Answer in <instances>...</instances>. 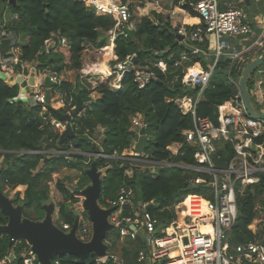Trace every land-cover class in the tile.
<instances>
[{
	"label": "trees",
	"instance_id": "obj_1",
	"mask_svg": "<svg viewBox=\"0 0 264 264\" xmlns=\"http://www.w3.org/2000/svg\"><path fill=\"white\" fill-rule=\"evenodd\" d=\"M126 1L121 0L122 3ZM195 1L177 0L175 5H179L192 17H198L190 7ZM97 3L104 6L109 4L107 0H97ZM2 4L8 5L18 16L10 28L11 31L28 38L18 50L21 62L36 63L38 68L48 67L57 74L62 72L76 74L81 67L84 46L101 48L109 45L107 31L113 27L115 18L111 15H96L92 9L85 7L83 1L18 0L13 5L10 0H0V5ZM135 21V32H130L126 38L123 36L116 38L114 53L119 61L131 56L133 67L148 66L156 72L157 79L142 89L137 88L131 74H125L120 82L115 75L94 76L93 89L87 82L79 81L76 75L74 83L65 80L52 89L60 96L64 107L57 110L49 107L41 114V106L30 102L19 101L10 105L8 100L19 92L18 85L9 86L0 79V164L12 161L6 166L0 165V189L5 186L12 192L16 187H25L22 198L20 193L16 192L14 204H22L28 209L33 206L41 209L48 200L49 183L53 174L63 168L86 169L92 161L96 162L97 168L102 167V160L87 159L80 155L67 159L46 154H15L50 149L63 150L68 142L61 147L57 146L59 133L50 125V119H58L59 113L70 112L78 98L82 104L86 103L90 100L91 92H95L99 97L92 100L90 105L83 106L78 116L71 119L75 133L71 143L75 149L87 153L97 152L98 148L89 144L86 136L92 137L96 129L101 128L102 152L106 155H121L129 147L134 136L130 131L131 118L138 116L146 124V133L147 130L150 132V138L145 141V154L155 161L194 164V148L186 144L182 135L183 131L192 128V119L190 115H182L173 100L182 96L194 97L197 89L181 84V69L174 67L173 59H168L170 54L176 59L183 46H173L175 37L167 23L160 20L154 22L146 16ZM52 35L56 38L52 39ZM60 38H64L70 47L67 49L66 58L57 51L56 41ZM48 40L54 42L55 47L49 46L48 53L40 54L44 49V42ZM109 52L112 53V49ZM159 61L166 65L164 73L154 67ZM224 68L225 64L217 63L196 111L197 116L207 117L214 123L217 120V106L231 97L235 85V79L231 80L229 76L221 73ZM252 76L248 80L249 92L252 88ZM251 99L254 103L252 96ZM256 108L259 110L257 106ZM173 143L182 145L181 152L176 156H171L166 150V147ZM219 143L222 145L217 153L220 158H214L218 168L224 167L234 154L229 143L221 141ZM80 159H87L85 168H82L84 166ZM130 166L128 162L109 160V167L101 179V195L98 200L100 206H105L107 201L116 199L118 192L125 190L134 205L138 201H154L155 207L151 212L163 217V210L181 202L185 196L200 195L203 192L201 187L192 190L187 183L188 178L195 176L192 173L176 168H161L151 174L147 169L134 167L131 178H127L125 171ZM82 173L84 174V171ZM55 189L62 196V201L58 203L59 216L64 218V223L72 224V211H68V205L77 203L78 198L72 195L63 180L56 182ZM194 201L196 203L198 200L193 199ZM190 202L191 199H187L184 205H189ZM236 203L237 219L230 233L229 245L263 240V235L260 232L254 234L251 226L261 217L257 211L264 213V175H261L252 186L247 187L243 195H238ZM192 212L197 214V209L193 208ZM23 215L27 217L24 212ZM6 221V217L0 212V225L6 224ZM8 243L7 235L1 234L0 264L7 257ZM21 243L22 246L26 245L24 241ZM20 247L21 245L14 244L12 251L15 255L18 254ZM139 247L138 242L126 240L118 251L126 258H130ZM93 260V255L85 261L64 256L55 258L52 264L55 261L57 264H94ZM15 263L22 264L18 257Z\"/></svg>",
	"mask_w": 264,
	"mask_h": 264
},
{
	"label": "built area",
	"instance_id": "obj_2",
	"mask_svg": "<svg viewBox=\"0 0 264 264\" xmlns=\"http://www.w3.org/2000/svg\"><path fill=\"white\" fill-rule=\"evenodd\" d=\"M79 1L85 3V0ZM107 1L109 2L107 7L103 6L104 4H98L97 0H90V5L85 6L88 9L92 8L96 15H111L115 18L113 27L107 31L109 45L101 48L84 46L83 51V53H88V48H91L95 56H101L107 72L98 73L95 67L99 64L83 58L81 67L76 73L77 79L87 82L94 88L93 76L115 75L120 82L125 74H131L137 88L142 89L157 79L156 72L148 66L133 67L131 56H127L124 61H119L114 53L116 38L119 36L126 38L130 32H135L136 21L126 4L119 0ZM222 6H226V9L221 8ZM190 7L198 15L200 25L191 31L184 27L179 28L177 33L183 36L181 44L192 49L191 53H196L200 52V49L194 45L205 44L210 39L214 42V62L209 70L192 74L181 70V84L185 87L196 88L197 94L194 97L182 96L173 100L182 115H190L192 119V128L183 131L182 135L186 144L194 148V164L155 161L144 151L136 152L135 145L138 140L135 137L139 139V130L146 129L145 122L138 116L131 118L130 131L134 136L129 147L119 156L104 154L93 136H86V138L89 144L98 148V151L94 153L84 154L76 151L71 140L68 141L67 148L63 150L15 153L18 155L54 154L63 157L84 155L87 159L94 158L103 161L98 171H105L109 167V160L128 162L131 166L125 171L127 178H131L134 167L147 169L151 174L161 168H176L195 175L188 178L187 183L191 187H201L203 194L185 196L181 202L163 210V217L151 212V209L155 207L154 201H138L134 205L127 197L125 190H120L116 199L107 201L105 206H100L103 209L115 207L108 217V222L112 225L110 232H116L121 243L126 240L138 242L140 247L130 258H126L120 252H117L118 254L111 252L106 244L105 255L94 256V264H264V239L234 245L228 243L237 219V196L243 195L247 187L252 186L261 175H264V124L247 116L242 105L238 107L237 104L230 102H224L217 107L216 123L196 114L212 71L219 60L225 56L224 39L251 37L252 23L242 7H233L226 0H196L190 4ZM17 19V14H13V20ZM263 35L264 28L255 43L259 42ZM0 39L9 41L6 53L0 46V72L5 77L4 83L10 86L20 77L27 81L30 74H34L33 85H27L28 93L19 91L8 100V103L12 105L19 101L30 102L32 99L35 105L41 106L43 113L46 112L45 78L49 77V80L54 83V88L63 80L60 79L59 74L52 72L48 67L28 68L29 64L21 62L18 56L20 44H18L16 34L4 29L1 21ZM58 40L66 43L64 38ZM49 44V41L44 42L45 51L40 54L47 53ZM69 48L67 45V49ZM111 49L113 55L109 58ZM168 59H173L174 67H180L182 63L188 61L185 55L175 59L170 54ZM154 67L162 73L166 71L163 61L154 64ZM91 101L90 98L83 106L90 105ZM50 125L58 131L59 135L65 130V123L58 119H50ZM146 138L145 135L144 142ZM219 141L229 143L234 152L228 163L220 168L216 166L214 159L220 158L217 155L222 147ZM252 144L256 147L255 151L250 149ZM181 148V144L173 143L167 146L166 150L171 156H176L181 152ZM71 191L73 189H70ZM187 199H191V202L189 205H184ZM193 199L204 203L205 213L194 214L192 212L193 208L201 209L195 201L193 202ZM75 209L78 210V226L75 235L80 241L88 242L92 236V227L88 218L85 219L82 216L85 213L82 202H79ZM169 209L173 210L171 216H167ZM261 222L264 238V222L262 220ZM70 227L71 225L62 223L59 228L68 232ZM204 229L208 232H204ZM15 244L21 245L18 258L22 264H40L28 244L22 246L21 241ZM2 264L16 263L10 262L6 257ZM54 264L57 262L55 261Z\"/></svg>",
	"mask_w": 264,
	"mask_h": 264
},
{
	"label": "water",
	"instance_id": "obj_3",
	"mask_svg": "<svg viewBox=\"0 0 264 264\" xmlns=\"http://www.w3.org/2000/svg\"><path fill=\"white\" fill-rule=\"evenodd\" d=\"M18 0H10L15 5ZM174 46L183 40V36L174 33ZM0 46L6 53L9 47L7 39H0ZM264 65V51L255 59L250 61L241 71L238 79V89L241 96L242 108L247 116L258 120L264 124V112L259 111L252 102L251 94L248 90L249 78ZM0 79L5 80L4 75L0 72ZM34 74L31 73L29 80L25 82L21 77L17 78L11 85L17 84L22 86H32ZM47 89L45 100L46 109H49L50 90L54 88V83L47 76L44 81ZM24 92V91H22ZM30 103L34 104L32 99ZM82 101L77 99L74 108L66 114H58L59 121L65 123V130L59 135L57 146H62L69 140L75 138V133L71 125V119L82 111ZM146 129L139 130V139L135 145V151L142 153L144 151V137ZM252 151L256 150L254 144L250 146ZM84 174L89 180V184L81 190L71 191L72 195L81 199L82 208L87 215L92 227V236L88 242L80 241L76 235L78 226V210H72L74 216L70 230L62 231L53 223V214L55 209L54 203H48L42 206L44 217L42 220L34 221L23 215L24 207L22 204H14L13 199L8 198L0 189V212L6 217V224L0 225V235L5 234L9 239L8 252H10L17 241H24L31 248L40 264H52L57 257L71 256L85 261L91 255L102 257L105 255L107 245L105 244L108 233L112 230V225L108 222L109 215L115 210V207L103 209L100 207L98 200L101 195V179L105 171H98L96 162L92 161L90 166L84 170ZM197 190L198 187H191ZM133 230V228H131ZM12 257V255H9Z\"/></svg>",
	"mask_w": 264,
	"mask_h": 264
},
{
	"label": "crops",
	"instance_id": "obj_4",
	"mask_svg": "<svg viewBox=\"0 0 264 264\" xmlns=\"http://www.w3.org/2000/svg\"><path fill=\"white\" fill-rule=\"evenodd\" d=\"M119 1L121 2V0ZM176 1L177 0H145L144 3L140 1L139 4L141 6L140 7L137 6L136 8L133 5L132 0H127L126 3H123V4H126L128 6L133 16L136 14L135 9H137L138 11L143 13V15H141L142 17L144 16L149 17L154 22H158L160 20L163 23H167L172 29L173 35L174 33H177L178 29L181 27H184L187 30L191 31L195 27L199 26L200 25L199 17H192L187 11L182 9L179 5H175ZM226 2L232 5L233 7H237V6L242 7L245 13L247 14V17L251 21L252 29H253L251 37L243 38V39H236V38L230 39L229 38L230 40L224 39L225 56H223L219 60V63L221 62L222 64H225V68L221 71V73L225 76H229L231 80L233 79L236 80V78H239L240 76L239 74L241 73L242 69L250 61L258 57L264 51V35L261 36L260 38L261 40L259 42L255 43L256 39H258V37L260 36L264 28V0H226ZM105 7L107 6L105 5ZM221 8L226 9V6H222ZM137 18L140 19L141 17L140 18L137 17ZM51 38L54 39L56 38V36L55 35L51 36ZM24 40H25L24 42H26L28 38H24ZM48 41L50 42L49 44L50 48L55 47L54 42H52L51 40H48ZM209 41L205 42V44L194 45L195 47H198L200 49V52H196V53H191L192 49H188L185 46H183L181 42H178V44L175 46L182 45L183 49L179 51V56L176 59H179L181 55H185L188 58V61L185 63H182L180 67H177V68H180L183 71H187L189 74L209 70L213 66V62H214V58H213L214 49L211 48L209 44H207L209 43ZM206 45H208V47H206ZM43 51H45V49H43ZM48 51H49V48L47 50V53ZM32 66L37 67V64L30 63L28 65V68ZM28 80L29 78L27 79V81ZM61 80L64 81V79H61ZM24 81L27 82L26 80ZM250 94L253 97L254 103L259 108V110L264 111V65L260 69H258L252 76V88L250 90ZM89 97L92 100H94L98 98L99 96L95 92H91ZM55 98L56 100L52 101L53 98H52V95H50V101H49L50 108L52 107L55 108V106H53V103L57 104L56 105L57 109L63 108L64 106L62 104V100L60 96L56 94L54 99ZM98 132H102V129L101 128L96 129L93 136L95 137V135ZM100 137H101L100 140H102L103 134H100ZM75 150L78 151L77 149ZM81 153L86 154L87 152H81ZM81 156L86 157L84 155H81ZM64 184H65V181H64ZM66 187L70 190L68 186ZM19 188H24L25 190L24 186H19ZM24 190L22 191V195H20V198H22ZM50 196L53 198L56 197L59 200L57 203L62 201V196L56 191V189L54 191L49 190L48 200L43 205L48 204V203H53L51 202L52 200H50ZM257 213L261 217L255 220L254 224L251 226V231L254 234H257L260 232L263 235L262 228H261V224H262L261 220L264 222V213H261V211H257ZM53 215L55 217L59 216V212H58V209L56 208V205H55ZM40 220H42V218ZM68 225H71V224H68ZM121 244L122 243L119 240V246L115 247L117 252H119L118 249L120 250ZM10 254L12 255V257L9 256ZM18 254H19V251H18ZM18 254L15 255L13 251L11 250L7 254L8 260L10 262L15 263V259L16 257H18Z\"/></svg>",
	"mask_w": 264,
	"mask_h": 264
},
{
	"label": "rangeland",
	"instance_id": "obj_5",
	"mask_svg": "<svg viewBox=\"0 0 264 264\" xmlns=\"http://www.w3.org/2000/svg\"><path fill=\"white\" fill-rule=\"evenodd\" d=\"M140 1H142L144 3L145 0H132V3L135 6V8L137 6H139V7L141 6L139 4ZM90 3H91L90 0H85L84 5H90ZM100 3H102V2H100ZM135 13H136L134 15L135 19H138L137 17L140 18V17H142L141 15H143V13L138 11L137 9H135ZM13 14H14L13 10L8 5H6V4L5 5H3V4L0 5V21L2 22V25H3L4 29L11 30L10 28H12L13 23L15 22V20H13ZM255 35H257V34H255ZM16 39L18 41V44H20V45L23 44L24 41H25L24 38L20 34H16ZM230 39H232V38H230ZM230 39L229 38H225V40H230ZM56 44H57V51L61 53L63 58H66L67 57V51H68L67 50V44L61 42L60 40L56 41ZM207 44H209V46L211 48H214V42H213L212 39H210L209 43H207ZM206 47H208V45H206ZM83 58H85L86 60H88L90 62H96L98 64H102L103 61H104V59L101 56H98V55L95 56V54L92 52L91 48H88V53H83L82 59ZM60 77H61V79H64V81L68 80V81H71L72 83H74L75 82V78H76V74H73L72 72H62L60 74ZM238 79L239 78H237V80H235V83H234L235 85H234V89H233V92L231 94V97L226 102H230L232 104L233 103L237 104L238 107H240L242 105V103H241L240 92H239V89H238ZM251 81H252V79H251ZM18 90L28 93L29 88L27 86L18 85ZM50 95H52V98H53L52 101H55L56 98L54 99V97L56 96V93H55L54 90H50ZM56 105H57L56 103H53V106H55V108L54 107H52V108L57 109ZM42 113L43 112H41V114ZM100 134H103V130H102V132H98L95 135V137L93 136V139L96 141L97 144H100L101 143L100 141H102V140H100L101 139ZM146 137H147L146 138L147 140H145V141L147 142L148 139L150 138V132L148 130H147V133H146ZM135 139L138 140L137 137H135ZM58 147H61V146H58ZM66 148H67V146L64 147V149H66ZM49 151H53V149H50ZM46 155L47 156H56L54 154H46ZM65 158L70 159V156L65 157ZM80 161L83 162L82 164H83L84 167H82V168H85V164H86L87 159H85V160L80 159ZM11 162L12 161H10L9 163H11ZM8 164L3 163V164H0V165L6 166ZM84 170L85 169H62L57 174H54L52 176V181L49 183V190L50 191H54L55 190V182H57L58 180H64L66 186H68L70 189H73V190H81V189L85 188L89 184V180L82 173ZM1 190L5 194V196H7L8 198L14 200L16 192H19L20 195H22V191L24 190V188L16 187L14 189V191L11 192L9 190V188H7L5 186H2ZM201 194H203V192ZM50 200H52L51 202L56 203L55 204L56 208L59 210V208H58L59 204L57 203L59 200L56 197L53 198L51 196H50ZM79 202H81L80 198H78V202L77 203L72 204V205H68V211H71V210H74L75 208H77V205H78ZM42 206H41V209L37 208L36 206H33L32 208H29V209L28 208H24L23 212L27 216V218H29L31 220H34V221H38L41 218L43 219V217H44V212L42 210ZM167 214H168L167 216H171L173 214V210L169 209ZM82 216L85 219H87L86 213H83ZM73 218H74V216L72 215V219ZM63 222H64V218L63 217H60V216L55 217L53 215V223L56 226L60 227ZM105 244L108 245L109 250L111 252H113L115 254H118L116 249H115V247L119 246L118 234L116 232H109L108 233V235L106 237V240H105Z\"/></svg>",
	"mask_w": 264,
	"mask_h": 264
},
{
	"label": "bare ground",
	"instance_id": "obj_6",
	"mask_svg": "<svg viewBox=\"0 0 264 264\" xmlns=\"http://www.w3.org/2000/svg\"><path fill=\"white\" fill-rule=\"evenodd\" d=\"M111 57H112V53L109 52V58H111ZM95 69H96V71H97L98 73H106V72H107V67H106V65H104L103 63H102V64H99L97 67H95ZM227 106H228V105H227ZM196 204L199 205V207H201L200 210L197 209V214H199V213H205V210H204V208H203L204 203L201 202V201H197ZM203 231H204V232H208L206 229H204Z\"/></svg>",
	"mask_w": 264,
	"mask_h": 264
}]
</instances>
